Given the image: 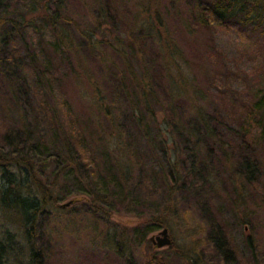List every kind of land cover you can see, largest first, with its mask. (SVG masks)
<instances>
[{
    "label": "rangeland",
    "instance_id": "obj_1",
    "mask_svg": "<svg viewBox=\"0 0 264 264\" xmlns=\"http://www.w3.org/2000/svg\"><path fill=\"white\" fill-rule=\"evenodd\" d=\"M214 2L0 0V133L50 136L55 116L59 132L43 142L63 162L60 136L71 119L98 172L110 167L123 190L134 193L96 212L73 187V179L87 172L81 160L73 170L62 164L56 172L50 162L30 160L26 149H4L0 241L8 230L16 264H26L28 225L20 206L7 203L11 196L41 201L46 189L56 203L36 219L42 264H145L151 258L224 264L209 239L228 234L238 258L264 262V139L247 134L243 124L264 91V0H240L224 27L211 28L199 14L201 5ZM118 75L133 82L117 84ZM142 75L154 98L148 108L134 91ZM203 120L215 132L208 141L194 138H203ZM129 145L144 159L129 158ZM169 157L178 168L176 188L162 182ZM181 165L193 173L182 175ZM68 169L73 176L66 178ZM150 223L157 228H147ZM164 228L171 245L158 249L151 238Z\"/></svg>",
    "mask_w": 264,
    "mask_h": 264
},
{
    "label": "trees",
    "instance_id": "obj_2",
    "mask_svg": "<svg viewBox=\"0 0 264 264\" xmlns=\"http://www.w3.org/2000/svg\"><path fill=\"white\" fill-rule=\"evenodd\" d=\"M240 0H216V2L208 5H201L200 6V14L199 18L202 23V25L209 26L211 28L214 27H224L225 23L228 22L229 16L231 15L234 8L238 5ZM54 17V16H53ZM92 38L89 37V41L86 40V44H88L90 47L92 46ZM14 61L13 59L11 62ZM115 80L117 84H122L124 81H131L133 82V78L129 75L127 79H125L124 76L118 75L115 77ZM139 87H135V92L141 94L142 100L144 101L145 108H148V105L150 104V101H152V89L150 87V80L149 78H145L144 75L141 76V80L138 81L137 84ZM121 88H124L123 85H120ZM135 113V109L133 111ZM108 118V114L106 115ZM138 117V116H136ZM52 129L48 130L49 133H51V137H54L56 134H58L60 126L62 125V122H56L55 116L52 117ZM66 124L68 126L67 132L65 134V130L61 133L60 136L63 142V150L66 151V161H61L62 156L60 155L59 151H55V149L48 148V145L43 142V139L46 135V132H40L37 130H29V131H22L21 133L15 132L13 130H10L4 134L0 133V152L4 151V149L12 152L13 154H17L18 151H22L26 149L25 156H29L30 160L32 158H36V164L38 161H47L53 164L54 171L61 172L60 165L64 164L67 166L70 170L72 169V164L77 161H82L87 166V172L85 175L80 176L79 175V181L78 179H73L74 184L73 187L77 189L79 194L85 195L90 198L91 203L93 204L92 208L96 212H99L98 209H100L102 206H108V201L112 199L114 202L117 201V197H120L122 195H128V196H134V193L130 190H123V179L118 177L116 174H111L108 170H110V167H107L104 169V175H102L100 172H98L97 167L94 165V162L92 159L87 158V147H88V141L86 137L79 133L74 131L73 125H75L71 119H68L66 121ZM243 124L246 128V133L250 136H257L260 140L264 139V91H261V94L258 96L256 102L253 105L252 111L248 113L245 116V119L243 120ZM209 123L205 120L202 121V126H206L203 130L202 136L200 138V135L194 138L196 140H209V135L214 136L215 132L213 129H211L209 126ZM73 126V127H72ZM172 126V123H171ZM49 136V137H50ZM206 136V137H205ZM190 137V135L188 136ZM156 142H159V145L161 146V150L163 152L166 151L165 141L159 136V140H156ZM70 146V149L69 147ZM51 147H55L54 144H51ZM130 147V145H129ZM124 145H122V150H124ZM70 150H72L75 154V158H73L72 154L70 153ZM131 154L129 158H134L135 160H142L144 159V154L139 152L138 150H133V147L129 148ZM4 154V153H0ZM87 155V156H86ZM148 155V153H147ZM2 156V157H1ZM0 156V160L3 158L4 160L6 157L4 155ZM86 157V158H85ZM170 161L167 160L166 169H163L164 176L162 178L163 184L169 183L171 186H175L172 188H176L177 184L180 181V177L178 175V168H176V164L171 163L172 157H169ZM27 157H24V161L26 162V165L32 169V163H30V160H25ZM136 160V162H137ZM89 161V162H87ZM150 161V160H149ZM155 162L154 160H152ZM163 166V165H162ZM89 167V168H88ZM146 167V166H145ZM68 169V174L66 178H69L70 175L73 176V171L71 172ZM59 170V171H58ZM73 170V169H72ZM141 170V169H140ZM161 170V169H160ZM150 173H155V171L151 168ZM162 171V170H161ZM181 171L182 175L186 173H193V169L189 168L188 172H185L184 167L181 165ZM54 172V176H58L59 173ZM109 172V173H108ZM70 173V174H69ZM58 174V175H57ZM116 176V177H114ZM3 177L7 178V185L8 183L13 184V181L11 179L10 175L5 174L3 172ZM73 178V177H72ZM56 180V178L54 177ZM166 179V182H165ZM55 180H52V183L55 182ZM82 181H85V184L81 183ZM6 187V185L4 186ZM3 187V191L1 192L2 195L1 201H5V188ZM178 187V186H177ZM45 191L48 192V194H44L41 197V201L38 199H27L23 197H15L11 196L10 202L7 203V206L9 204L10 207H18L21 208V213L23 217V222L28 225L26 226L25 234H24V241L27 244V255L25 256L26 264H42V260H38L40 249H38L36 245V219L37 216L47 207L49 204L52 206L56 203V197L54 194H52L51 191L46 189ZM11 192V191H10ZM12 195V194H11ZM124 195V197H125ZM59 199V198H58ZM57 199V202H59ZM129 200V199H125ZM15 201L17 202V205H15ZM151 227L147 228H157L153 223L148 224ZM225 234V233H224ZM3 241H0V264H16L17 257L10 256V253L13 251L11 250V247H14L13 245V238L11 233L8 230H3L2 233ZM219 239H209L210 244L213 247V250L216 255H219V259L224 264H235L237 261L238 264H257L258 258L253 256L251 259H243L238 258L240 257L239 251L237 247L235 246L234 241H232L231 236L225 235L224 239H221V236H218ZM106 241H109V239H106ZM10 248V249H9ZM238 251V252H237ZM250 255H253V252L249 253ZM242 255V254H241ZM12 257V258H11ZM23 257V256H22ZM239 260V261H238ZM42 262V263H41ZM18 264V263H17ZM145 264H165L163 260L160 258H151L149 261H147ZM198 264V263H194ZM202 264V263H201ZM260 264V263H259ZM261 264H264V262L261 260Z\"/></svg>",
    "mask_w": 264,
    "mask_h": 264
},
{
    "label": "water",
    "instance_id": "obj_3",
    "mask_svg": "<svg viewBox=\"0 0 264 264\" xmlns=\"http://www.w3.org/2000/svg\"><path fill=\"white\" fill-rule=\"evenodd\" d=\"M151 242L158 249L169 247L171 245V240L169 238L167 229H162L155 237L151 238Z\"/></svg>",
    "mask_w": 264,
    "mask_h": 264
}]
</instances>
